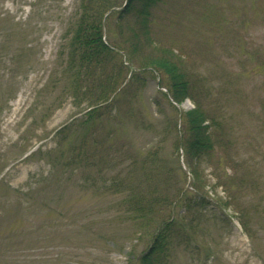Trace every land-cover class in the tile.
<instances>
[{
  "label": "rangeland",
  "instance_id": "obj_1",
  "mask_svg": "<svg viewBox=\"0 0 264 264\" xmlns=\"http://www.w3.org/2000/svg\"><path fill=\"white\" fill-rule=\"evenodd\" d=\"M85 1L0 0V264H139L173 217L167 264H264V0H159L146 28L135 12L118 20L126 0L104 12L92 0L102 39L122 53L75 103L59 55ZM115 57L131 70L86 138L79 122L111 89ZM158 58L188 80L179 103ZM197 101L213 147L188 161L182 114ZM78 142L94 164H58ZM116 178L120 192L108 189ZM136 189L169 199L143 227L120 205Z\"/></svg>",
  "mask_w": 264,
  "mask_h": 264
},
{
  "label": "trees",
  "instance_id": "obj_2",
  "mask_svg": "<svg viewBox=\"0 0 264 264\" xmlns=\"http://www.w3.org/2000/svg\"><path fill=\"white\" fill-rule=\"evenodd\" d=\"M92 0H86V6L76 17L75 22L69 23V28L66 33V40L62 46L63 51L60 55L63 59L60 64V69L62 74L70 78V83L68 85V93L73 96L75 103H80L83 98H87L88 94L92 90V86L96 83V71L97 69L104 70L105 62L110 60V56H121V49L118 46L108 44L105 39H102L103 29L100 18L97 20L92 19L90 3ZM159 0H126L123 9L119 10L118 20L121 21L125 17L129 16L132 12L138 14V22H142L144 28L152 22V9L155 8ZM110 3V5H108ZM114 3L109 0H102L99 9L104 12L108 8L112 7ZM124 14V16H122ZM115 63L113 66V75L110 80H112V86H109V91L103 92L102 96L99 93L97 97H93L88 100L90 108L85 113V119L79 122V126H82L83 135L87 138L88 130L86 128L90 123L98 119L99 115L102 114L100 110L107 111L110 105L113 104L117 93L111 95L114 91L118 90L121 86L118 83V77H121V69L124 66L127 70H131L132 66L123 63L122 59L115 57ZM126 61L131 62L129 56L126 54ZM162 60H154V63H150L154 68L160 69L170 73V83L167 84L170 97L175 102H181L184 98L188 97V80L184 74L179 73L175 66L169 65L167 62H161ZM150 72V71H149ZM112 75V73H111ZM120 75V76H119ZM133 77L134 74L130 73ZM110 74H106L102 77L103 80H108ZM125 77H121V83H123ZM82 85V86H81ZM120 85V86H119ZM82 87V88H81ZM122 88V87H120ZM106 93V94H105ZM198 102V101H197ZM196 102V103H197ZM184 121V131L180 137V147L183 149L184 154H186L187 160L191 159H201L209 154L211 150V145L213 144L210 139V133L208 126L203 125V122L213 119V117L207 115L206 110L198 105L189 111L182 114ZM191 137V142H187V137ZM81 138V134H79ZM95 143V142H94ZM103 147H105L103 145ZM74 150L70 151L69 156L64 158L63 154L66 155V150L63 149L60 158L57 161L58 164L65 167H76L82 170V167L91 165L90 160L82 152V142L75 143L73 145ZM102 148V147H101ZM74 152V153H73ZM63 159V160H62ZM63 162V164L61 163ZM93 162V161H92ZM52 163L54 164L53 160ZM57 163L54 165H58ZM146 168H142L140 171H145ZM145 179V178H144ZM51 179L47 177L40 182V186L35 192L40 194L45 188L44 182H49ZM136 185V184H134ZM108 189L112 188L113 191H121L122 181L112 179L108 183ZM34 189V188H33ZM32 189V190H33ZM34 192V191H33ZM142 191L133 190L126 194L123 198V203L120 205L124 211L125 217L128 221H135L139 223L140 227H143L145 223L148 222L149 218H156V208L166 203H169V199L163 198L162 196H147L142 197L139 194ZM27 193H25L26 195ZM202 202V201H201ZM207 202V201H205ZM203 205L200 202H194V204L186 205V212L192 211L197 206ZM121 209V208H120ZM155 215L153 216V214ZM151 216V217H150ZM149 217V218H147ZM146 218V219H145ZM164 220L162 226L157 228L153 232L152 243L147 250L139 259V264H167L168 262V248H169V232L173 231V224L175 223L174 217L171 218L169 222ZM180 231H183L181 228Z\"/></svg>",
  "mask_w": 264,
  "mask_h": 264
}]
</instances>
